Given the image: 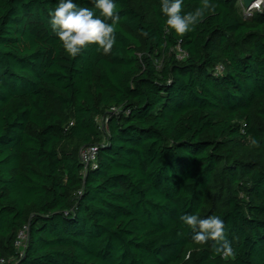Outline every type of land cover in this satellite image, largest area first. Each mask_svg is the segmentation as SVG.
Listing matches in <instances>:
<instances>
[{
    "label": "trees",
    "instance_id": "16d2710c",
    "mask_svg": "<svg viewBox=\"0 0 264 264\" xmlns=\"http://www.w3.org/2000/svg\"><path fill=\"white\" fill-rule=\"evenodd\" d=\"M239 1L211 0L181 37L161 0H115L111 54L73 58L49 24L58 0H0V262L264 264V3ZM184 214L219 216L234 255L197 244Z\"/></svg>",
    "mask_w": 264,
    "mask_h": 264
},
{
    "label": "clouds",
    "instance_id": "9594fccd",
    "mask_svg": "<svg viewBox=\"0 0 264 264\" xmlns=\"http://www.w3.org/2000/svg\"><path fill=\"white\" fill-rule=\"evenodd\" d=\"M91 3L93 7H80L74 0H58L56 8L49 12L52 31L73 58L89 45H96L97 50H102L105 55L111 54L116 43V26L120 16L115 0H91ZM261 3L264 0H255L251 7L260 9ZM182 6L183 0H161L160 6V11L166 17L167 29L174 30L181 37L215 13L211 0H201L198 7L187 13H182ZM252 145L258 147L259 142L252 139ZM179 219L192 229V238L197 244L212 241L215 253L223 257L234 255L227 239L226 225L219 216L201 219L196 214H184Z\"/></svg>",
    "mask_w": 264,
    "mask_h": 264
},
{
    "label": "built area",
    "instance_id": "2783aa9c",
    "mask_svg": "<svg viewBox=\"0 0 264 264\" xmlns=\"http://www.w3.org/2000/svg\"><path fill=\"white\" fill-rule=\"evenodd\" d=\"M98 145H89L87 147H83V149L80 152V158L86 164V166L90 164H94L98 160ZM28 242V230L25 227L22 229L16 240H15V246L20 251V254L23 253L24 249L27 246ZM0 264H6L4 260H1Z\"/></svg>",
    "mask_w": 264,
    "mask_h": 264
},
{
    "label": "rangeland",
    "instance_id": "374dc122",
    "mask_svg": "<svg viewBox=\"0 0 264 264\" xmlns=\"http://www.w3.org/2000/svg\"><path fill=\"white\" fill-rule=\"evenodd\" d=\"M239 6H240V9H241L242 13L245 16H251L253 14V12L256 10V8H253V7H249V8L246 7L244 5L243 0L239 1ZM262 7H263V4L260 6V8H262ZM177 52H178L177 55H178L179 58H183L184 57V54L180 51V49H177ZM97 123L99 125V128H101V130L106 134L108 132V120H107L106 114L99 115L97 117ZM64 144L65 145H63V149L69 151L70 148L67 145V143H64ZM76 150H77V153H78L82 149L78 148Z\"/></svg>",
    "mask_w": 264,
    "mask_h": 264
},
{
    "label": "water",
    "instance_id": "95a60500",
    "mask_svg": "<svg viewBox=\"0 0 264 264\" xmlns=\"http://www.w3.org/2000/svg\"><path fill=\"white\" fill-rule=\"evenodd\" d=\"M243 2L244 5L249 8L255 2V0H243Z\"/></svg>",
    "mask_w": 264,
    "mask_h": 264
},
{
    "label": "bare ground",
    "instance_id": "6f19581e",
    "mask_svg": "<svg viewBox=\"0 0 264 264\" xmlns=\"http://www.w3.org/2000/svg\"><path fill=\"white\" fill-rule=\"evenodd\" d=\"M261 5H262V3H261ZM261 5H260V6H261Z\"/></svg>",
    "mask_w": 264,
    "mask_h": 264
}]
</instances>
